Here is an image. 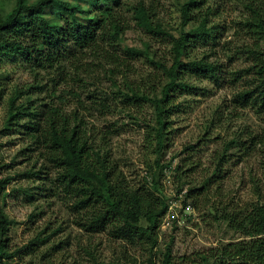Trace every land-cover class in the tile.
<instances>
[{"label":"rangeland","instance_id":"rangeland-1","mask_svg":"<svg viewBox=\"0 0 264 264\" xmlns=\"http://www.w3.org/2000/svg\"><path fill=\"white\" fill-rule=\"evenodd\" d=\"M184 1L109 4L121 32L82 50L71 43L56 47L50 67L38 68L18 53L0 55V208L6 218L0 264H161L167 247L171 264H210L218 249L248 239L230 230L226 217L264 199V107L256 101L253 59L245 51L254 41L243 26L250 12L243 0H206L182 27ZM72 2L107 17L106 6ZM138 5L167 36L140 27ZM14 7L15 0H0V22ZM41 13L53 25L65 24L55 7ZM202 17L212 36L190 41L189 55L217 71L213 78L184 74L171 84L158 154L151 99L169 82L158 64L172 61L169 36L177 38ZM131 91L147 99H130ZM245 91L252 101L243 104ZM50 111L57 124L65 119L77 127L93 164L92 153L105 162L115 193L139 200L137 223L158 226L154 245L138 236L119 238L111 225L87 230L96 207L76 203L59 154L42 134ZM232 141L245 145L225 151ZM180 191L177 217L166 219L167 201Z\"/></svg>","mask_w":264,"mask_h":264},{"label":"trees","instance_id":"trees-1","mask_svg":"<svg viewBox=\"0 0 264 264\" xmlns=\"http://www.w3.org/2000/svg\"><path fill=\"white\" fill-rule=\"evenodd\" d=\"M72 1L37 0L29 4L27 0H15L14 9L0 22V55L7 56L9 53H18L31 59L38 68H44V64H48L47 66L50 67L55 61L52 50L56 47H65L66 44L71 43L82 50L95 45L98 39H103L105 34L121 32L119 21L116 20L115 14L109 6V4L119 5L120 0H86L92 1L93 4L106 6V18L98 17ZM243 1L250 12V16L243 26L254 41L251 46L245 48V51L251 54L253 59L254 80L257 82L255 88L258 90V100L256 101H259L264 107V0ZM205 2L206 0H185L181 4L182 27L190 22L194 10L198 12ZM53 7L58 9L64 17L65 24L63 26L53 25L41 15L44 9ZM134 15L140 27L147 32L161 36L166 35L161 27L151 24L143 6L138 5ZM197 23L187 31L182 29L177 38L169 36L172 61L168 67L161 63L158 64L169 80L162 87L159 98L151 99L158 127L153 134V139L156 140L154 151L158 154L163 147V133L167 126L168 109L171 105L169 96L171 84L178 80V76L181 77L184 74L213 78L217 71L216 66L203 60L191 58L189 55L190 41H198V39L204 41L213 33L206 26L205 17L200 18ZM99 32H101L102 38L98 37ZM183 57H186L187 62L182 61ZM242 94L243 104H246L249 99V103L252 101L250 91H245ZM145 98L144 95L139 96V93L131 91L130 99L140 101ZM54 112L50 111L46 128L43 129L42 134L59 154L58 159L65 170V178L77 192L78 201L76 203L83 208L96 207L92 210L93 218L89 222L87 230L90 232L103 231L106 226L111 225L115 226L114 230L119 238L138 236L154 245L158 238L156 232L158 226L150 224L147 227H141L137 223L141 210L139 200L129 196L126 199H121L115 193L105 162L99 159L98 154L92 153V157L95 159V164H93L91 153L87 150L77 127L70 128L65 119L57 124L53 120ZM16 115L18 116V114ZM233 139H237L236 136ZM249 140L252 141L253 146H256L255 139ZM231 144L241 145L240 147L243 148L245 142L240 144L232 141L224 147V150L226 151ZM189 197L190 193L187 194V198ZM162 210H164V205ZM226 221L230 230L243 234L248 239L218 249L216 255L212 256L213 263L210 264H264V199L251 204L249 211H238L227 215ZM5 224L6 218L0 208V237ZM1 242L0 239V246ZM149 264L154 263L150 260ZM161 264H171L170 247L165 249ZM205 264H208L207 261Z\"/></svg>","mask_w":264,"mask_h":264},{"label":"built area","instance_id":"built-area-1","mask_svg":"<svg viewBox=\"0 0 264 264\" xmlns=\"http://www.w3.org/2000/svg\"><path fill=\"white\" fill-rule=\"evenodd\" d=\"M177 194H178L177 196L169 198L167 201L166 219H168V217H171L173 219L177 217V215L175 214V208L177 207L178 201L183 198V194L185 195V193L183 191H180ZM191 209L192 207L190 206V204H188L186 206V210L189 212L191 211ZM167 225H168L167 223L163 222L161 228H165Z\"/></svg>","mask_w":264,"mask_h":264}]
</instances>
